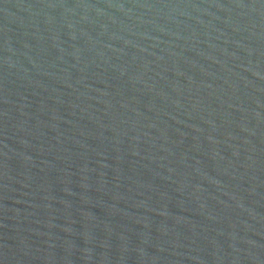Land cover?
<instances>
[{
	"label": "water",
	"instance_id": "water-1",
	"mask_svg": "<svg viewBox=\"0 0 264 264\" xmlns=\"http://www.w3.org/2000/svg\"><path fill=\"white\" fill-rule=\"evenodd\" d=\"M0 264H264V0H0Z\"/></svg>",
	"mask_w": 264,
	"mask_h": 264
}]
</instances>
